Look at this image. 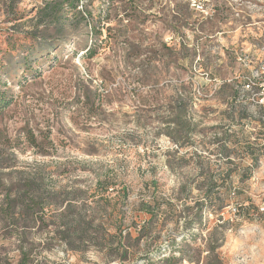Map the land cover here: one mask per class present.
<instances>
[{"label": "rangeland", "instance_id": "374dc122", "mask_svg": "<svg viewBox=\"0 0 264 264\" xmlns=\"http://www.w3.org/2000/svg\"><path fill=\"white\" fill-rule=\"evenodd\" d=\"M47 1L0 0V203L20 174L51 193L13 236L0 217L1 258L16 264L23 247L31 264H264V0H80L61 33L37 18ZM240 67L263 75L259 90L217 92ZM179 86L194 131L175 155L161 123ZM225 133L237 147L223 153ZM229 168L228 204L207 206ZM78 213L94 219L85 244L59 222Z\"/></svg>", "mask_w": 264, "mask_h": 264}, {"label": "trees", "instance_id": "16d2710c", "mask_svg": "<svg viewBox=\"0 0 264 264\" xmlns=\"http://www.w3.org/2000/svg\"><path fill=\"white\" fill-rule=\"evenodd\" d=\"M80 0H48L43 7L38 11L37 18L40 20H45L48 23V26L51 27L52 30L58 31L61 33L63 28L65 27V21L68 19L67 13L75 12V14H81L80 9L78 10V3ZM89 14L87 12L83 13L84 17H87ZM83 19V17L81 18ZM185 20V18H183ZM179 24L176 22V25ZM184 26V25H183ZM174 33L179 30L178 27H173L172 29ZM41 42V41H40ZM65 45L68 42L64 43ZM60 46V45H58ZM181 49H185L184 45H179ZM70 50L69 52H71ZM180 51V50H179ZM162 52H164V56L169 58H173L174 63L179 62L181 57L177 53L175 46H169L166 44L162 45ZM48 55L50 54L47 53ZM72 57H76L77 53L75 50L70 54ZM87 58H91L94 55V50L89 49L85 53ZM185 64V61H183ZM182 64V63H181ZM257 69L260 70V64H258ZM202 68V67H201ZM248 67H240L237 71V76L231 82L224 81L220 86L217 87V92H229L230 97H234L237 94L236 88L237 87H247L249 90L250 85L252 84V89L254 91H258V85L260 79L262 78V74L259 77H253V73ZM216 72V71H215ZM259 78V79H258ZM186 88L183 86H179L178 88L173 89L172 94V108L169 109L170 111V118L169 121H164L161 124L163 125L162 132L163 134L169 139V141L174 145L175 150L172 151L173 154L177 155L180 153L181 149L188 145L190 140V135L194 131V125L187 119V110L189 106V95L188 93L185 94ZM3 98V94H0V109H2L3 105H6ZM262 120V119H261ZM226 138H224V142L219 145L220 152H229L231 149H235L237 147V143H232L229 138L231 136H227L225 133ZM243 147L247 149L252 148V144L248 143V140L245 139L242 143ZM246 150V149H245ZM187 150H185L184 154ZM188 152V151H187ZM190 152V151H189ZM187 154V153H186ZM251 162L253 166H257V157H251ZM243 171L244 177L249 178L250 170L247 167H241ZM236 170L228 169V173L226 176L219 175L218 181L216 182L214 178L210 180L209 190H207L205 194V204L209 207H217L221 208L228 204L229 202V188L228 184H231L233 176H235ZM246 172V173H245ZM9 185V190L6 191L5 195H3L1 203H0V217L5 227L4 232H8L7 235L13 236L15 235L16 227L18 223L23 220L28 223V220L33 217L31 210L34 207H38L40 212L44 210V203L51 198V193H49L45 185L38 175L28 176V178L23 177L22 174L19 177H16ZM220 184L222 194L220 198H217L214 194H212L213 189L216 187V184ZM123 194V193H122ZM235 198H238V193H234ZM166 211L168 214H175V209L170 204H167ZM67 211L70 210V206H67ZM253 209V206L250 204L247 207V211ZM186 211L190 210V207H186ZM42 215V214H41ZM245 220L251 221V217L249 213L242 216ZM59 222H61L63 228V234L66 235L70 239H75L76 242L80 244H85L86 241L84 237L88 234L90 227L92 226V222L94 219L90 217H86L85 213H78L74 214L73 216L67 217L65 214H62L59 218ZM103 226L102 222H99L98 231L100 232ZM9 230V231H6ZM144 229H141V233H143ZM26 233H23L25 235ZM125 236H129V233H125ZM104 237V235H102ZM124 235L122 231H118L116 238L117 240L116 246L114 247L116 250L120 249L122 246V239ZM113 239V238H112ZM23 242L25 243V236L23 237ZM20 259L16 264H31V251L30 249H24L20 247ZM174 258H168L163 260L164 264H174ZM0 264H15L11 261L4 260L1 258L0 255Z\"/></svg>", "mask_w": 264, "mask_h": 264}]
</instances>
